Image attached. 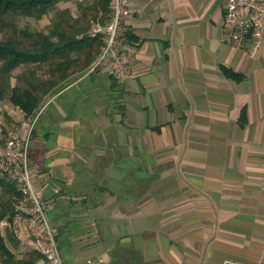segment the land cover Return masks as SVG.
<instances>
[{
    "label": "crops",
    "instance_id": "1",
    "mask_svg": "<svg viewBox=\"0 0 264 264\" xmlns=\"http://www.w3.org/2000/svg\"><path fill=\"white\" fill-rule=\"evenodd\" d=\"M131 3L132 74L75 72L39 106L65 263L264 264V44L221 38L222 0Z\"/></svg>",
    "mask_w": 264,
    "mask_h": 264
},
{
    "label": "built area",
    "instance_id": "2",
    "mask_svg": "<svg viewBox=\"0 0 264 264\" xmlns=\"http://www.w3.org/2000/svg\"><path fill=\"white\" fill-rule=\"evenodd\" d=\"M221 38L241 46L264 44V0H222ZM139 7L131 0H109V12L103 21L92 22L89 34L100 35L102 43L89 71L107 67L118 82L133 72L137 45L131 37L130 18ZM41 109L31 115L23 113L18 124L9 128L0 146V174L8 177L18 192L9 226L21 247L42 253L46 264H66L53 225L51 201L41 187L39 168L31 163L32 134ZM73 264H97L87 257Z\"/></svg>",
    "mask_w": 264,
    "mask_h": 264
},
{
    "label": "trees",
    "instance_id": "3",
    "mask_svg": "<svg viewBox=\"0 0 264 264\" xmlns=\"http://www.w3.org/2000/svg\"><path fill=\"white\" fill-rule=\"evenodd\" d=\"M62 1L68 0H0V32H12L0 39V99L8 96L25 115L35 113L44 97L71 74L88 72L100 50L101 36H91L83 19L74 16L70 8L58 6ZM92 7L103 13V21L109 12V0H92ZM51 11L56 12L49 32L18 25L19 17L40 19ZM21 65L26 68L19 70L13 84V71ZM17 194L12 181L0 174V260L2 264H39L41 252L27 250L19 257L9 245L19 246L11 229L7 234L1 229V222L10 220L14 212Z\"/></svg>",
    "mask_w": 264,
    "mask_h": 264
},
{
    "label": "rangeland",
    "instance_id": "4",
    "mask_svg": "<svg viewBox=\"0 0 264 264\" xmlns=\"http://www.w3.org/2000/svg\"><path fill=\"white\" fill-rule=\"evenodd\" d=\"M91 3L92 0H68V1L60 2L58 6L60 8H65V7L70 8V11L74 16L79 17L80 21L82 19L85 21L86 23L85 25H87V27L89 26L88 28L89 31L92 25L91 22L95 20H99V21L102 20L101 17L103 15V13L98 12L95 8L93 7L89 8L91 7ZM55 12L56 11H51L40 19H36L34 17H19L18 25L22 29L27 28L28 30L31 31L41 30V31L49 32L55 18ZM85 14H87V17L85 16ZM11 34H12L11 31L0 32V39H6L8 35ZM25 66L26 65H21L20 68L18 67L13 71L14 76L12 75L11 77V82L13 84L16 83V74L19 72V70H23L24 68H26ZM7 97H5L4 99H0V130L2 131L0 132V146L3 143V137H4L3 134L6 132V130L16 126L19 120L21 119V118L19 119V116L14 114L15 106L12 105V103L9 101V98ZM8 231H10V228L7 225H4L3 232L7 234ZM7 241L9 243L8 239ZM9 245L19 257L25 255L26 249L24 247H21L19 245L18 247L14 248L10 243Z\"/></svg>",
    "mask_w": 264,
    "mask_h": 264
}]
</instances>
